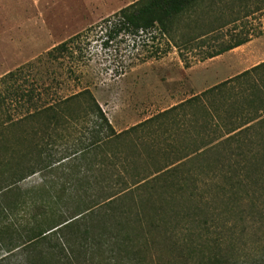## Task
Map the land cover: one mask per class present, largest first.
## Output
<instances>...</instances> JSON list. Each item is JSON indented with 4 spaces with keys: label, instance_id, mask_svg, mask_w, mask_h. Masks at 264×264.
Here are the masks:
<instances>
[{
    "label": "trees",
    "instance_id": "trees-1",
    "mask_svg": "<svg viewBox=\"0 0 264 264\" xmlns=\"http://www.w3.org/2000/svg\"><path fill=\"white\" fill-rule=\"evenodd\" d=\"M107 23L190 68L264 36V0H138ZM80 38L0 78V264H264L242 229L264 225V62L118 133L47 69L77 79Z\"/></svg>",
    "mask_w": 264,
    "mask_h": 264
},
{
    "label": "rangeland",
    "instance_id": "rangeland-1",
    "mask_svg": "<svg viewBox=\"0 0 264 264\" xmlns=\"http://www.w3.org/2000/svg\"><path fill=\"white\" fill-rule=\"evenodd\" d=\"M137 1L0 0V78L81 34L75 43V55L81 58L77 79L67 78V68L76 67V60L47 66L63 81L59 93L89 89L115 128H130L264 61V36L188 69L178 50L157 31L110 37L107 20ZM261 73L247 83L264 81ZM163 121L141 128H165ZM251 128L264 129V121ZM38 179L31 177L23 186L35 185ZM243 228L249 233L246 240L259 246L264 225Z\"/></svg>",
    "mask_w": 264,
    "mask_h": 264
},
{
    "label": "crops",
    "instance_id": "crops-1",
    "mask_svg": "<svg viewBox=\"0 0 264 264\" xmlns=\"http://www.w3.org/2000/svg\"><path fill=\"white\" fill-rule=\"evenodd\" d=\"M248 44V43H247ZM246 45V44H245ZM244 46V45H243ZM242 47V46H241ZM264 62V61H263ZM263 62H261V63H263ZM261 63H259V64H261ZM258 64V65H259ZM258 65H256V66H258ZM255 67V66H254ZM254 67H252V68H254ZM252 68H250V69H252ZM186 69H188V68H186ZM250 69H248V70H250ZM248 70H245V71H243V72H241L240 74H242V73H244V72H246V71H248ZM240 74H237V75H235V76H233L232 78H234V77H237V76H239ZM232 78H229V79H227V80H230V79H232ZM227 80H225V81H227ZM224 82V81H223ZM222 83V82H221ZM220 84V83H219ZM218 85V84H217ZM216 86V85H215ZM213 87V86H212ZM211 88V87H210ZM209 89V88H208ZM207 90V89H206ZM205 91V90H204ZM203 91V92H204ZM202 93V92H201ZM200 93V94H201ZM195 96V95H194ZM193 97V96H192ZM191 98V97H190ZM189 98V99H190ZM187 100V99H186ZM185 101V100H184ZM183 102V101H182ZM140 123H142V122H140ZM139 123V124H140ZM138 125V124H137ZM136 126V125H135ZM134 127V126H133ZM131 128V127H130ZM130 128H115L114 127V129L118 132V133H120V132H123V131H125V130H128V129H130Z\"/></svg>",
    "mask_w": 264,
    "mask_h": 264
}]
</instances>
